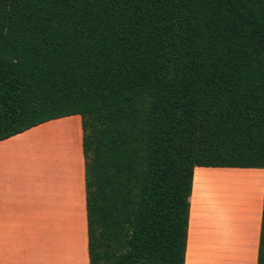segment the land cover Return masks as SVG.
I'll return each instance as SVG.
<instances>
[{"label":"trees","instance_id":"1","mask_svg":"<svg viewBox=\"0 0 264 264\" xmlns=\"http://www.w3.org/2000/svg\"><path fill=\"white\" fill-rule=\"evenodd\" d=\"M70 115L87 264H183L192 169L264 172V0H0V140Z\"/></svg>","mask_w":264,"mask_h":264},{"label":"crops","instance_id":"2","mask_svg":"<svg viewBox=\"0 0 264 264\" xmlns=\"http://www.w3.org/2000/svg\"><path fill=\"white\" fill-rule=\"evenodd\" d=\"M253 169H192L183 264H255L263 171ZM225 174L228 185L213 182ZM4 244L13 247L14 264H29L31 245L40 251L36 264H87L77 115L0 140Z\"/></svg>","mask_w":264,"mask_h":264},{"label":"rangeland","instance_id":"3","mask_svg":"<svg viewBox=\"0 0 264 264\" xmlns=\"http://www.w3.org/2000/svg\"><path fill=\"white\" fill-rule=\"evenodd\" d=\"M253 170H258L257 172H259L261 174L260 171H263L262 169L256 168ZM223 173H227V172H223ZM264 173V172H263ZM259 174V177H260ZM258 176L255 177V184H259L260 185V178ZM213 182H220L223 183L225 185H228L229 182H231V178L230 176H227V174L223 175V176H214L213 177ZM28 254H29V264H36V254L40 255V251L38 249V253H36V248L34 246H28ZM15 257V253H14V249L12 246L9 245H0V264H14L13 260Z\"/></svg>","mask_w":264,"mask_h":264}]
</instances>
